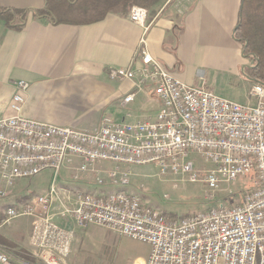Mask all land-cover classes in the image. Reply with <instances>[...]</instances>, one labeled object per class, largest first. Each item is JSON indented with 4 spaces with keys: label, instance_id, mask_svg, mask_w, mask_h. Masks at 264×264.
Returning <instances> with one entry per match:
<instances>
[{
    "label": "built area",
    "instance_id": "1",
    "mask_svg": "<svg viewBox=\"0 0 264 264\" xmlns=\"http://www.w3.org/2000/svg\"><path fill=\"white\" fill-rule=\"evenodd\" d=\"M147 15L140 5L128 13L145 29ZM136 52L131 64L109 68L108 76L133 83L135 91L124 96V105L139 92L158 102L155 115L145 120L104 115L94 128L83 130L28 118L20 114L28 84L14 83L8 105L14 114L0 118V196L45 169L54 176L48 192L30 198L28 205L19 200L17 208L0 218L3 226L16 217H32L31 260H14L0 248V264H64L73 231L53 216L78 227L104 226L146 243L149 251L140 264H264V85L253 81L248 101L237 102L205 83L191 85L176 78L152 56L144 36ZM198 79H204L203 71H198ZM191 151L211 160L213 167L194 170L192 161H186ZM100 161L116 165L95 168ZM151 163L161 174L187 173L190 182L213 189L242 178L249 179L251 187L239 202H222L177 219L147 205L137 192L98 193V199H90V193L60 196L56 182L61 169L73 168L72 179L94 172L96 187L107 182L129 185L130 172L120 165ZM56 204L61 210L50 213Z\"/></svg>",
    "mask_w": 264,
    "mask_h": 264
},
{
    "label": "crops",
    "instance_id": "2",
    "mask_svg": "<svg viewBox=\"0 0 264 264\" xmlns=\"http://www.w3.org/2000/svg\"><path fill=\"white\" fill-rule=\"evenodd\" d=\"M44 4L0 0V7L27 10L21 29L0 19V118L14 114L8 105L17 80L28 84L20 112L28 118L84 130L94 128L104 115L118 120L153 117L157 101L139 92L124 105V96L135 91L133 83L108 76L109 68L132 63L142 36L152 56L188 84L222 89L243 76L249 89L253 82L246 71L251 60L233 36L241 0H169L148 10L147 29L128 14L114 12L89 24L54 25L33 17ZM198 71L204 72L203 81H198Z\"/></svg>",
    "mask_w": 264,
    "mask_h": 264
},
{
    "label": "rangeland",
    "instance_id": "3",
    "mask_svg": "<svg viewBox=\"0 0 264 264\" xmlns=\"http://www.w3.org/2000/svg\"><path fill=\"white\" fill-rule=\"evenodd\" d=\"M167 1L169 0H164L159 5ZM171 1L177 2L178 0ZM232 82L231 86L213 89L220 96L237 102H247L249 79L236 76ZM186 161H192L193 169L197 172L213 167L211 160L192 151ZM115 165L116 163L112 161H100L96 162L94 167L107 170ZM120 166L130 172L129 185L122 186L123 184L107 182L96 187L94 172L79 174L78 179H72L71 176L75 173L73 168L61 169L56 177L57 184L61 186L60 196L62 194L71 196L73 193L77 196L78 193L86 192L98 195V193L92 192L111 194L132 191L141 194L147 205L168 216L170 214V217H172L171 214H174L175 217L173 218L179 219L184 217L183 215L187 216L196 210L206 209L222 202L225 204L239 202L244 193L251 187L249 179L242 178L234 182L222 183L219 188L213 189L201 181L190 182L187 173L177 175L168 172L161 174L157 166L152 163L127 167L121 164ZM53 176V170L45 169L33 177L15 183L16 187L11 193L0 196V214L5 213L10 206H17L19 200L20 205H24L22 203H28L30 198L48 192L47 188L51 184ZM1 187H4V183L0 180ZM67 201L69 202V199ZM54 210L59 212L61 205L56 204L50 213H53ZM53 219L59 225L73 231L72 250L63 259L64 264H140L147 257L149 246L146 243L123 236L104 226L78 227L70 219H63L60 216H53ZM31 226L32 217L27 216L16 217L9 223L0 226V248L4 249L14 260L18 258L26 262L31 260V255L35 251L30 238Z\"/></svg>",
    "mask_w": 264,
    "mask_h": 264
},
{
    "label": "trees",
    "instance_id": "4",
    "mask_svg": "<svg viewBox=\"0 0 264 264\" xmlns=\"http://www.w3.org/2000/svg\"><path fill=\"white\" fill-rule=\"evenodd\" d=\"M162 2L164 0H45L42 8L33 11V17L47 19L54 25L89 24L103 19L108 12L124 16L134 5L150 11ZM26 13L25 9L0 7V19L9 28H23ZM233 36L241 44L244 57L251 60L246 69L248 77L264 85V0H241Z\"/></svg>",
    "mask_w": 264,
    "mask_h": 264
},
{
    "label": "bare ground",
    "instance_id": "5",
    "mask_svg": "<svg viewBox=\"0 0 264 264\" xmlns=\"http://www.w3.org/2000/svg\"><path fill=\"white\" fill-rule=\"evenodd\" d=\"M116 184H123L127 185L128 182H116ZM120 193H127V192H114L111 194H120ZM88 195V193H78L77 196H86ZM90 199H98V195H94V194H90ZM24 205H28V203L24 204ZM17 208V206H10L6 209L5 213H3V218L7 217V211H13V209Z\"/></svg>",
    "mask_w": 264,
    "mask_h": 264
}]
</instances>
